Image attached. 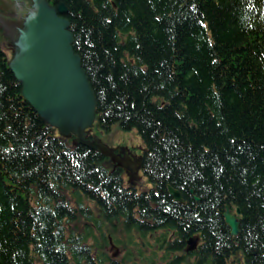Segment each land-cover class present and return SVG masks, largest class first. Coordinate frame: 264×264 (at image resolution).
<instances>
[{"label": "trees", "instance_id": "trees-1", "mask_svg": "<svg viewBox=\"0 0 264 264\" xmlns=\"http://www.w3.org/2000/svg\"><path fill=\"white\" fill-rule=\"evenodd\" d=\"M48 1L67 9L95 123L136 130L152 187L126 190L112 159L47 125L0 44V264H121L108 238L149 236L164 264H264V0Z\"/></svg>", "mask_w": 264, "mask_h": 264}, {"label": "water", "instance_id": "water-1", "mask_svg": "<svg viewBox=\"0 0 264 264\" xmlns=\"http://www.w3.org/2000/svg\"><path fill=\"white\" fill-rule=\"evenodd\" d=\"M66 13L62 3L53 6L46 0H34V9L23 23L16 43L18 51L9 67L24 98L45 123L56 127L60 135H75L77 143L112 156L118 165L132 172L136 165L128 157L119 158L98 140H85V129L95 119L97 101L81 57L72 47L74 38ZM168 191L174 200L184 202L180 192L170 186ZM225 208L224 221L230 233L237 235L238 221ZM189 242L188 249H194L196 239Z\"/></svg>", "mask_w": 264, "mask_h": 264}, {"label": "rangeland", "instance_id": "rangeland-1", "mask_svg": "<svg viewBox=\"0 0 264 264\" xmlns=\"http://www.w3.org/2000/svg\"><path fill=\"white\" fill-rule=\"evenodd\" d=\"M7 3H9L10 6L13 2H17L20 0H3ZM129 132V131H128ZM104 143L109 144L111 147L115 146L117 144H125L128 146H135L136 148H140L142 146V141L139 135L136 134L135 131H131L129 133L123 132L117 128L114 129V131L108 135H103L101 137ZM118 246V245H117ZM135 248L133 249L130 245H128L127 250L132 253L133 258L135 261H138L137 259V254L138 251L141 253L142 256H149L151 252L155 251V245L153 244L152 239L149 240V246H143L141 244H138L137 246H134ZM114 255L116 257V260H120L124 253L125 250H123V246H118L117 248L109 249V254ZM161 264V262L157 263Z\"/></svg>", "mask_w": 264, "mask_h": 264}]
</instances>
